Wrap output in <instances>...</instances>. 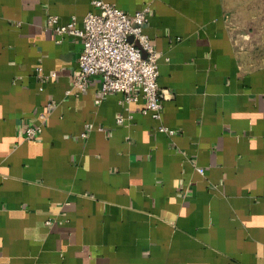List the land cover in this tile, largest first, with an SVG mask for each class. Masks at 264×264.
Instances as JSON below:
<instances>
[{"label": "crops", "instance_id": "obj_1", "mask_svg": "<svg viewBox=\"0 0 264 264\" xmlns=\"http://www.w3.org/2000/svg\"><path fill=\"white\" fill-rule=\"evenodd\" d=\"M105 1L149 7L158 119L94 101L98 75L71 87L81 39L44 19L81 27L91 0H0V264H264V62L238 59L223 0Z\"/></svg>", "mask_w": 264, "mask_h": 264}, {"label": "built area", "instance_id": "obj_2", "mask_svg": "<svg viewBox=\"0 0 264 264\" xmlns=\"http://www.w3.org/2000/svg\"><path fill=\"white\" fill-rule=\"evenodd\" d=\"M91 3L97 11L85 12L81 27L74 25L73 17L63 24L58 23L57 16L53 14L44 19V26L55 33H69L81 39V49L76 57L77 69L72 71L70 77L71 87L81 91L92 75H98V93L94 101L98 102L109 92L121 93V100L135 99L139 93L143 102L140 111L158 119L162 99L156 81L158 52L142 30L147 21L148 5L127 13L105 0H91ZM35 68L40 83L56 75L54 70L42 73L39 65ZM53 105V100H48L44 105L45 110ZM37 116V122L24 126L22 139L34 138L41 131L45 111ZM122 119L117 115L116 121ZM156 128L166 133L172 132L163 124H158ZM197 169L200 170V167Z\"/></svg>", "mask_w": 264, "mask_h": 264}, {"label": "rangeland", "instance_id": "obj_3", "mask_svg": "<svg viewBox=\"0 0 264 264\" xmlns=\"http://www.w3.org/2000/svg\"><path fill=\"white\" fill-rule=\"evenodd\" d=\"M227 25L238 59L264 62V0H223Z\"/></svg>", "mask_w": 264, "mask_h": 264}]
</instances>
